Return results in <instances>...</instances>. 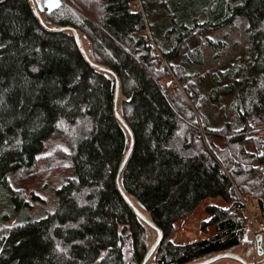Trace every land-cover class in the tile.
<instances>
[{
	"label": "trees",
	"instance_id": "16d2710c",
	"mask_svg": "<svg viewBox=\"0 0 264 264\" xmlns=\"http://www.w3.org/2000/svg\"><path fill=\"white\" fill-rule=\"evenodd\" d=\"M36 1L120 78L134 134L120 184L163 231L147 262L229 251L251 221L264 232V0ZM113 93L70 32L0 0V264L141 263L154 231L114 186L128 137ZM208 196L223 201L204 205L214 233L174 242L179 215ZM161 214L178 215L170 232Z\"/></svg>",
	"mask_w": 264,
	"mask_h": 264
},
{
	"label": "water",
	"instance_id": "95a60500",
	"mask_svg": "<svg viewBox=\"0 0 264 264\" xmlns=\"http://www.w3.org/2000/svg\"><path fill=\"white\" fill-rule=\"evenodd\" d=\"M29 7L31 9L32 14L36 18L38 24L48 32H63V31H68L71 33L76 46L82 56V58L85 60V62L94 70H97L99 72L104 73L105 75H109L113 79L114 83V93H113V98H112V115L114 118L120 123V125L123 127L125 130L127 137H128V143L126 146V150L117 166L115 177H114V186L115 189L118 191L126 205L129 207V209L138 217L140 218L147 226H149L154 232L155 236L153 240L151 241L150 245L148 246L142 261L140 264H146L152 253L155 251L157 246L161 243L163 239V231L162 229L142 210V207L139 203H135L129 196L128 194L124 191L120 184V176L121 173L129 160L130 155L132 154L133 147H134V134L126 120L119 114L118 112V101H119V93H120V78L117 75V73L111 69L108 66L99 64L94 62L90 56L88 55L83 41L81 39V36L79 34L78 29H76L74 26L70 24L66 25H52L49 24L41 15L38 7V3L36 0H27ZM222 258H238L242 264H248V262L238 256L236 253H233L231 251H224L217 253L215 255H212L211 257L205 258L201 261L198 262H192L188 264H211L212 262L222 259Z\"/></svg>",
	"mask_w": 264,
	"mask_h": 264
},
{
	"label": "rangeland",
	"instance_id": "374dc122",
	"mask_svg": "<svg viewBox=\"0 0 264 264\" xmlns=\"http://www.w3.org/2000/svg\"><path fill=\"white\" fill-rule=\"evenodd\" d=\"M57 2H58V0H46V5L48 7H52L55 4H57ZM136 5L140 9L141 6L139 3V0L136 1ZM196 43H197L196 41L193 42V44H196ZM154 48H155V46H154ZM156 53L158 54L157 51H156ZM163 64H166V63L163 62ZM170 77H171L174 84L179 85V82H178L176 76L174 75V73H171ZM173 92H174V90L172 87L168 88L169 94H172ZM262 127H263L262 128L263 130L261 132V135H264V125ZM65 163L66 162H62V164L58 165V166L61 168L64 166ZM213 202H217L220 204L223 203V201L218 196H216V197L208 196V197H206L200 201V203H201L200 206L198 208H195L191 212V214L189 213V216L180 217L185 212L181 213L179 215L178 221L177 220L175 221V219L178 217V215L170 217V216H166L164 214H161L158 217L163 222L170 224L168 226L169 232L171 229V221H173V222L175 221L173 224L174 231H173L172 240L176 243H182V242H186V241L193 240L196 238H201V237H199L200 235H202L201 224H202V222H204L208 219V216L205 213L204 205L210 204ZM21 211H17L14 214H12V218L14 216H16L15 219H18L19 218L18 213H21ZM249 215H250V213H249ZM210 232H209V234H212ZM148 234H149L150 240H152L155 236V232L153 233L152 231H149ZM259 247L263 248L262 253L260 254L261 256L257 252ZM229 251L236 253V254H239V256L243 257L248 262V264H252L254 261L261 260V258L264 257V232L258 233L257 227L253 228L252 221H251L250 222V230L248 232V238H246L242 242V244L232 248ZM199 261H201V260H199ZM196 262H198V261H196ZM147 264H151V262H147ZM211 264H240V263H239V261L232 260V259H223V260L218 259V260L212 262Z\"/></svg>",
	"mask_w": 264,
	"mask_h": 264
},
{
	"label": "crops",
	"instance_id": "0c3cea01",
	"mask_svg": "<svg viewBox=\"0 0 264 264\" xmlns=\"http://www.w3.org/2000/svg\"><path fill=\"white\" fill-rule=\"evenodd\" d=\"M196 203V205H197V201L195 202ZM200 202L198 203V207L200 206ZM197 207V208H198ZM192 210H188V211H186L182 216H184V215H187V214H189L190 212H191ZM201 231H202V235H200L199 237H201V238H204V237H206V236H209L210 234H209V232L210 233H212L213 234V230H214V227H213V225H212V222L210 221V220H206V221H204V222H202V224H201ZM238 256H239V254H237ZM241 257V256H240ZM243 258V257H242ZM223 259H232V260H236V261H239V263L240 264H242V262L238 259V258H222V259H219V260H223ZM261 262H264V257L263 258H261V260H260Z\"/></svg>",
	"mask_w": 264,
	"mask_h": 264
},
{
	"label": "built area",
	"instance_id": "2783aa9c",
	"mask_svg": "<svg viewBox=\"0 0 264 264\" xmlns=\"http://www.w3.org/2000/svg\"><path fill=\"white\" fill-rule=\"evenodd\" d=\"M252 264H263V263L259 260V261H254Z\"/></svg>",
	"mask_w": 264,
	"mask_h": 264
}]
</instances>
